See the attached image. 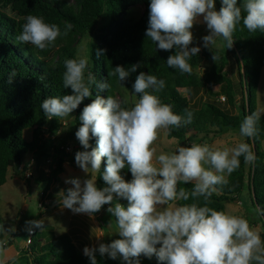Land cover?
Segmentation results:
<instances>
[{"label": "clouds", "instance_id": "9594fccd", "mask_svg": "<svg viewBox=\"0 0 264 264\" xmlns=\"http://www.w3.org/2000/svg\"><path fill=\"white\" fill-rule=\"evenodd\" d=\"M215 3L216 0H150L145 34L160 50L176 48L175 54L167 58L169 68L191 74L189 60L201 50L189 47L194 39L191 29L197 23L206 24L209 30L202 38L203 46L209 49L217 46V38L226 41L227 49L231 48L233 33L241 22L250 33H264V0H242L240 5L238 0H221L219 10ZM72 27L66 23L61 33L57 24L29 14L16 39L43 51L62 34L67 36ZM103 51L106 50H97V56ZM217 59L214 54L213 60ZM88 66L87 57L66 59L62 85L71 89L72 94L45 98L40 108L48 120H62L85 98L93 96V87L96 89L95 98L83 107L79 116L81 126L75 133L85 149L76 152L75 162L90 178L83 181V187L80 178H69L65 182L73 187L59 193L62 208L74 214L92 217L109 205L107 212L114 217L116 233L121 238L110 244L100 243L98 248L85 246L83 254L90 264H97V251L113 260L120 258L124 264H140L141 255L149 259L155 255L163 264H264V240L249 221L209 206L217 186L226 185V175L240 167V157L245 164L254 163L252 146L240 142L221 149L194 142L190 146L178 145L170 153H158L155 144L161 130L170 132L191 123L193 113L185 109L182 117L171 105L162 103L157 93L165 88V80L143 71L133 84V94L138 99L131 107H124L118 98L99 95L109 90L110 84L98 81L87 71ZM140 67L139 63L128 68L118 65L108 76H117L121 84ZM15 75L10 74L9 83ZM127 103L125 99L123 104ZM260 119L259 111L246 116L240 125V135L257 136ZM93 137L96 147L89 143ZM104 158L106 167L101 172ZM125 167L132 175L131 181L121 175ZM97 174L105 187H97ZM181 184H192V188L180 187ZM201 197L202 206L198 202ZM121 199L127 201V206L119 202ZM190 199L191 203H178ZM26 223L29 232L33 227H42L37 220ZM0 231L11 233L16 229L0 227ZM6 244L7 240H0V257ZM0 264L5 261L0 259Z\"/></svg>", "mask_w": 264, "mask_h": 264}, {"label": "trees", "instance_id": "16d2710c", "mask_svg": "<svg viewBox=\"0 0 264 264\" xmlns=\"http://www.w3.org/2000/svg\"><path fill=\"white\" fill-rule=\"evenodd\" d=\"M216 3L220 8L221 0H216ZM241 3L242 0H238V5ZM149 4L150 0H74L73 4L68 0H0V189L7 183L10 170H14L16 177L25 179L19 167L26 162L28 155L38 165H45L48 160H51V164L54 162L55 167L50 165L49 175L41 172L44 175L42 179L57 181L64 172L63 165L67 155L62 140L56 141L61 119L48 120L40 105L45 98L72 94L71 89H64L62 85L64 61L80 57V39L96 28L98 34L96 41L89 47L87 71L92 72L98 81H107L110 84L109 90L106 89L99 95L104 98L108 95L117 98L123 94V88L134 93L133 84L141 71L165 80V88L157 93L162 103L171 105L173 111L182 117L185 116V109L193 113L191 123L167 131L170 139L190 146L192 143L189 142V136L195 134L199 138L196 143L203 142L212 146L216 138L232 130L239 132L243 119L257 112V91L264 69V33H250L241 22L233 33V46L227 53L213 47H204L189 60L191 74L181 73L179 69L169 68L166 64L167 58L175 54L176 48L160 50L146 37ZM140 5L144 9L139 14L133 9ZM29 14L43 17L46 23L57 24L61 33L66 23H71L73 27L67 36L62 34L53 46L41 51L16 39L25 23V17ZM189 47L195 45L191 44ZM97 50L106 51L97 56ZM214 54L218 57L216 61L213 60ZM230 54L238 60L239 83L226 75ZM204 61H209L210 66L201 74L199 68ZM137 63L141 67L135 73H130L121 82L122 85L117 76H108L118 65L128 68ZM13 72L16 75L9 83V76ZM212 86L223 87L225 103L219 99H205L200 106L193 103ZM181 89L187 90L188 97L182 95ZM92 90L93 96L85 98L74 110V123L78 128L81 126L79 116L83 107L97 94L95 87ZM135 97L138 99V96ZM236 108H239V113L232 111ZM257 127V136L244 137V142L252 146L254 163L245 164L243 157H240V167L228 175L226 185L217 186L209 206L226 212L227 204L238 200L240 193L248 187L251 203L259 219V222L249 223L250 226L262 224L260 235L264 240V150L260 149V143L264 140V114L261 115ZM26 130L33 131L32 140L25 138ZM89 143L91 147H96V138L90 139ZM80 150L85 149L82 147ZM87 150L90 151L91 148ZM104 167L106 158L102 159L101 172ZM121 175L126 181L132 177L127 167L121 170ZM105 186L102 177L97 174V187ZM180 187L190 190L192 184H181ZM60 200L56 201V208L61 205ZM191 202L190 199L178 203ZM198 202L202 206L203 198ZM0 227H4L1 214ZM45 232L34 237L32 244L23 252L29 257L30 264H90L89 258L75 244L70 234L45 238ZM42 238L46 239L44 244L40 242ZM120 238L119 235L105 238L104 243L110 244ZM0 240H5L3 231H0ZM12 244L13 240L10 239L4 247ZM95 255L97 264H124L120 258L113 260L107 254L100 255L98 251ZM139 261L140 264H163L155 255L151 259L141 255Z\"/></svg>", "mask_w": 264, "mask_h": 264}, {"label": "rangeland", "instance_id": "374dc122", "mask_svg": "<svg viewBox=\"0 0 264 264\" xmlns=\"http://www.w3.org/2000/svg\"><path fill=\"white\" fill-rule=\"evenodd\" d=\"M68 1L71 4L74 3V0ZM215 7L216 10H219L217 3H215ZM143 9L144 6L140 5L133 10L140 14ZM191 31L194 37L192 44H194L195 47H200L202 50L204 48L202 38L209 34L206 24L202 22L197 23ZM97 34L98 29L96 28L92 33L80 39L78 44V55L80 57L88 56L89 47L96 41ZM213 48L224 53H227L226 51L229 49L226 48V41H223L222 38H217V46ZM209 66V61L202 62L199 72L203 74L208 70ZM226 75L235 82H240L238 60L233 57L232 54L228 56ZM182 93L183 95L185 94L184 92ZM217 96L218 95L213 92L210 93L205 91L197 100L193 101V103L200 106L205 99L216 100L221 97ZM223 96L225 95L223 94ZM117 98L121 100L122 104L125 99L128 101L127 104H123L125 107H131L133 101L137 99L133 92L127 88H123V94L118 95ZM232 111L234 113H239V108L233 109ZM257 111L261 112V115L264 114V69L261 72L257 91ZM74 118L75 111H73L70 116L61 120V127L57 132L58 139H56V141H59V139L62 140L64 145L63 149L67 155V157H65L66 162L63 165L64 172L59 176V180L48 181L42 179L44 175L39 171L34 179H24L22 177H16L14 170H10L6 185L0 189V214L3 218L4 229L7 230L10 227H15L16 229L15 232H4L5 240H13V244L7 248L5 247L4 255L0 257V259L5 261V264H30L29 257L23 254V252L27 250L25 244L27 239H29V231L27 230L29 225L26 223L28 221L37 220L42 223V227L32 228L35 230L32 240L35 239L34 237H38L40 233H43V231H47L45 232V238L51 235L59 236L67 233L73 237L75 244L82 251L85 246L98 247L100 243H104L107 232H109V237L119 235L116 233L117 229L114 217L107 212V205L103 206V208L92 217L87 214H74L71 210L62 208L61 205L58 208L55 206L56 201L62 199L59 193L62 190L66 192L68 188L73 187V185L65 182L67 179L78 177L83 187V181L90 178V175L84 173L75 162V154L82 146L75 136L78 126L74 123ZM24 134L27 140H32V130H26ZM189 137L190 143H196L199 140L195 134H190ZM240 142H244V137L240 135V132L232 130L228 134L216 138L212 143V147L221 149L224 147L231 148L235 147V145ZM178 145L183 146L185 144L178 142L176 139H170L167 136V131L161 130L155 147L158 153L161 151L170 153L175 151ZM260 149L264 150V140L260 143ZM30 160H32V157L28 156L25 161L29 162ZM51 165L55 167L54 162ZM227 177L228 175H226V179ZM131 179L129 181H131ZM238 200L239 202L227 204L226 212L242 216L249 222H259L257 213L251 203L248 187L240 193ZM119 202L125 205V200L121 199ZM110 223L112 224L110 225ZM259 225L261 226V223L253 225L252 227L259 231ZM260 232L261 231H259V233ZM45 238L40 240L42 244L46 242Z\"/></svg>", "mask_w": 264, "mask_h": 264}, {"label": "built area", "instance_id": "2783aa9c", "mask_svg": "<svg viewBox=\"0 0 264 264\" xmlns=\"http://www.w3.org/2000/svg\"><path fill=\"white\" fill-rule=\"evenodd\" d=\"M222 103L226 102V97L221 96L218 98ZM48 137V135H46ZM51 160H48V162L45 165H38L35 159L32 157V160L29 162H24L20 165L19 170L24 175L25 179H34L39 172H44L46 175L51 173ZM109 205H107V208ZM35 234V230L32 229L31 232H29V239L26 241V249L29 248V246L32 244L33 240L32 237Z\"/></svg>", "mask_w": 264, "mask_h": 264}, {"label": "crops", "instance_id": "0c3cea01", "mask_svg": "<svg viewBox=\"0 0 264 264\" xmlns=\"http://www.w3.org/2000/svg\"><path fill=\"white\" fill-rule=\"evenodd\" d=\"M181 91V93L182 92H184L185 94H184V96H187L188 97V93H187V90L186 89H181L180 90ZM207 91L208 92H213V93H215L216 95H218L217 97H219V96H223V94H224V90H223V87L222 86H212V87H209L208 89H207ZM182 95H183V93H182ZM228 134V133H227ZM28 156H31V155H28ZM27 156V157H28ZM32 157V156H31ZM6 185V184H5ZM235 202H239V200H236ZM260 226V225H259ZM258 230L259 231H262V224H261V226L260 227H258ZM258 231V232H259ZM261 233V232H260Z\"/></svg>", "mask_w": 264, "mask_h": 264}, {"label": "water", "instance_id": "95a60500", "mask_svg": "<svg viewBox=\"0 0 264 264\" xmlns=\"http://www.w3.org/2000/svg\"><path fill=\"white\" fill-rule=\"evenodd\" d=\"M183 146H185V145H183ZM110 237H109V232H107L106 233V239H109Z\"/></svg>", "mask_w": 264, "mask_h": 264}]
</instances>
